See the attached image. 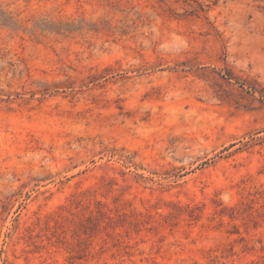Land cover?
<instances>
[{
	"label": "rangeland",
	"instance_id": "rangeland-1",
	"mask_svg": "<svg viewBox=\"0 0 264 264\" xmlns=\"http://www.w3.org/2000/svg\"><path fill=\"white\" fill-rule=\"evenodd\" d=\"M0 264H264V0H0Z\"/></svg>",
	"mask_w": 264,
	"mask_h": 264
}]
</instances>
